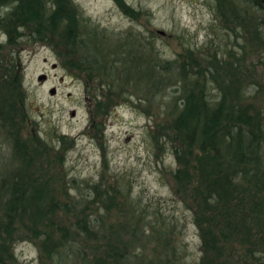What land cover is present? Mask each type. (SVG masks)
Wrapping results in <instances>:
<instances>
[{"label": "trees", "instance_id": "obj_1", "mask_svg": "<svg viewBox=\"0 0 264 264\" xmlns=\"http://www.w3.org/2000/svg\"><path fill=\"white\" fill-rule=\"evenodd\" d=\"M238 1L264 15V0ZM62 3L0 0V29L6 35L0 42V129L10 146L8 162H0V252L8 251L22 233L37 241L47 264H134L129 249L143 246L138 239L148 238L135 227L125 235L118 228L122 224L114 229L105 215L90 209H111L123 190L109 194L92 184L90 199L63 203L51 196L43 180L45 168L61 157L37 135L22 134L26 92L16 50L23 40L50 45L61 66L83 80L91 123L107 114L114 101L129 102L127 97L144 105L156 102L154 97L162 103L164 117L156 115L159 120L149 136L178 164L171 171L172 192L191 212L201 247L197 264H231L235 247L243 249L244 257L264 258V113L262 97L256 96L264 90V79L256 78L254 63L251 72L240 58H217L214 65L210 61L202 66L188 49L184 58L161 60L138 52L132 43H108L105 28L95 23L84 27L74 7ZM235 6L227 7L228 22L249 28L251 53H261V23L255 20L245 27L237 20L241 8ZM213 84L212 92L207 87ZM125 195L130 198L127 191ZM60 212L73 220L56 222ZM147 214L138 213L136 224L152 222L144 218ZM45 220L49 232L43 230Z\"/></svg>", "mask_w": 264, "mask_h": 264}, {"label": "rangeland", "instance_id": "obj_2", "mask_svg": "<svg viewBox=\"0 0 264 264\" xmlns=\"http://www.w3.org/2000/svg\"><path fill=\"white\" fill-rule=\"evenodd\" d=\"M62 2L73 6V10L82 16L81 20L78 19L80 24L95 23L105 28L108 43L114 44L117 40L123 45L132 43L138 52L158 55L161 60L169 61L178 55L183 57L186 54L184 49H188L202 66L210 64V61L214 65L213 61L217 58L228 61L240 58L246 72L252 71L254 63L256 78L260 81L264 79V49L258 54V51L251 53L249 28L228 22L227 7L237 5L241 8L237 20L242 21L245 27L257 20L263 33L264 15L242 7L238 0ZM5 39L6 35L0 29V42L4 43ZM16 51L22 67V86L26 92L27 120L22 134L26 138L37 135L42 142L52 145L61 157L53 162L52 167L45 168L48 179L44 177L43 180L51 196L63 203L71 198L90 199L93 197L92 184L108 190L109 194H114L116 189L123 190L122 195H116L111 209L97 205L90 209L94 215L98 212L105 215L106 223L112 224L114 229L122 224L118 228L125 231V235L130 227L139 232L144 230L147 240L145 237L138 239L143 246L129 249L134 253V264H197L201 247L191 212L172 192L174 182L171 171L178 164L169 151L157 149L149 136L154 123L159 120L156 115L164 117L162 103L154 97L156 102L144 105L135 101L133 96L127 97L129 102L123 99L114 101L107 114L96 117L91 123L83 80L61 66L50 45L20 40ZM40 74H44V80L37 79ZM50 88H54L53 94L48 92ZM125 89L132 93L128 87ZM207 89L213 92L215 85H208ZM165 91L161 94L164 98L167 95ZM125 96L126 93H123ZM256 96L262 97L264 113V90L257 92ZM58 135L64 139H59ZM8 143L4 131L0 129V162H8ZM126 191L129 199L126 198ZM79 207L82 209L81 204ZM142 210L148 213L144 218L152 222L142 224L138 220L136 224L138 213ZM54 219L66 224L73 217L60 212ZM47 224L48 221L43 226L45 232L51 229ZM161 228L166 229L162 234L161 230H157ZM145 241H148L147 244ZM164 242H169V245L165 246ZM38 248L37 241L18 233L9 250L0 252V264H47ZM235 249L231 264H264L263 257L254 260L250 256L244 257L242 248ZM256 256L260 255L256 253Z\"/></svg>", "mask_w": 264, "mask_h": 264}, {"label": "water", "instance_id": "obj_3", "mask_svg": "<svg viewBox=\"0 0 264 264\" xmlns=\"http://www.w3.org/2000/svg\"><path fill=\"white\" fill-rule=\"evenodd\" d=\"M159 33L162 34L163 32H162V31H159ZM43 78H44V74H40V75L37 76V79H38L39 81H41ZM48 92H49L50 94H53V93H54V88H50Z\"/></svg>", "mask_w": 264, "mask_h": 264}, {"label": "flooded vegetation", "instance_id": "obj_4", "mask_svg": "<svg viewBox=\"0 0 264 264\" xmlns=\"http://www.w3.org/2000/svg\"><path fill=\"white\" fill-rule=\"evenodd\" d=\"M52 67H54V64L52 65ZM44 78H45V76H44ZM44 78L42 80H44Z\"/></svg>", "mask_w": 264, "mask_h": 264}]
</instances>
